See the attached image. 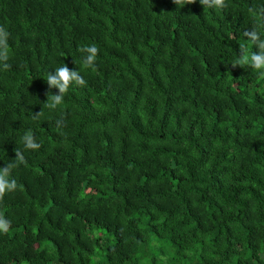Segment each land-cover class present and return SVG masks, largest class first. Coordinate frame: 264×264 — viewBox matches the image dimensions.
<instances>
[{
	"label": "trees",
	"instance_id": "16d2710c",
	"mask_svg": "<svg viewBox=\"0 0 264 264\" xmlns=\"http://www.w3.org/2000/svg\"><path fill=\"white\" fill-rule=\"evenodd\" d=\"M226 3L0 0V264H264V76L235 67L264 0ZM62 64L86 84L50 110Z\"/></svg>",
	"mask_w": 264,
	"mask_h": 264
},
{
	"label": "clouds",
	"instance_id": "9594fccd",
	"mask_svg": "<svg viewBox=\"0 0 264 264\" xmlns=\"http://www.w3.org/2000/svg\"><path fill=\"white\" fill-rule=\"evenodd\" d=\"M178 5H190L196 3V0H173ZM204 9H220L223 10L227 7L226 0H199ZM249 12L252 15L264 16V8L253 9L250 8ZM244 36L254 46L257 51L251 53L247 48L240 47V55L236 56L235 67L241 68L247 67L258 73L260 76H264V39L261 38L259 31L253 28L250 32H244ZM8 32L5 28L0 26V70H8L11 66L7 63L9 60V46L7 43ZM83 54L82 63L85 69L96 70V61L99 54V49L95 44L86 45L79 49ZM46 83L49 89H58L57 95H53L50 91L46 93L47 102L44 104L50 110H56L62 105L65 94L68 93L70 87L75 84L77 86H84L86 81L81 76L79 71L70 70L67 65L62 64L58 67L54 73H48L46 77ZM43 115L42 110L34 114V118L38 119ZM62 121H57L59 126ZM22 143L27 150H38L41 145L37 142L34 133L31 130L26 131L22 136ZM15 163L0 168V201H3L4 197L8 193L15 192L18 188L17 181L11 179L12 168L18 167L21 164H26L23 153L17 148L15 151ZM11 228V222L5 218L3 214H0V234H7Z\"/></svg>",
	"mask_w": 264,
	"mask_h": 264
},
{
	"label": "rangeland",
	"instance_id": "374dc122",
	"mask_svg": "<svg viewBox=\"0 0 264 264\" xmlns=\"http://www.w3.org/2000/svg\"><path fill=\"white\" fill-rule=\"evenodd\" d=\"M107 239H109L108 237H107ZM114 239L112 238V241H113Z\"/></svg>",
	"mask_w": 264,
	"mask_h": 264
}]
</instances>
